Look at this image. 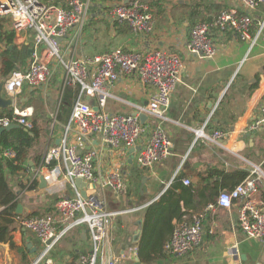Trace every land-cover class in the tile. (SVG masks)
Masks as SVG:
<instances>
[{
    "label": "crops",
    "instance_id": "0c3cea01",
    "mask_svg": "<svg viewBox=\"0 0 264 264\" xmlns=\"http://www.w3.org/2000/svg\"><path fill=\"white\" fill-rule=\"evenodd\" d=\"M147 1L152 14L150 33L137 34L126 23L115 22L104 5L102 8L99 4L89 10L74 52L78 57H91L114 48L138 51L157 48L178 54L183 62L181 79L163 113L162 124L171 141V154L166 159L147 168L137 163L138 152L156 122L154 115L147 116L146 132L132 146L114 147L99 134L78 136L68 132V140L75 143L79 152H95L96 184L101 190L98 196L108 211L118 212L111 219L108 238L101 242L96 264H108L120 254H124L128 264H134L135 256L142 264H264V244L247 239L237 225L238 203L234 202L228 209L215 205L218 192L242 181L254 166L264 172V124L251 128L264 102V4L252 12V45L234 32L215 29L211 32L215 53L202 58L185 49L193 26L211 21L224 7L235 6L242 11L236 0ZM0 31L14 32L8 19L0 18ZM18 40L14 32L13 43L20 48L16 44ZM61 42L65 53L66 40ZM5 45L1 40L0 52ZM27 63L28 58L25 65L16 67L24 69ZM54 69L48 89L24 85L15 96L16 106L32 107L31 120L38 131V140L25 160L22 177L25 180L38 171L37 186L21 188L19 180L10 177L18 203L23 207L19 214L22 217L36 211L52 212L59 197H71L76 192L62 173L53 175L45 187L39 185V175H46L49 170L42 163L44 154L64 137L69 120L59 121L55 116L51 96L54 88L63 86V80L59 74L61 68ZM104 91L102 104L97 95L83 99L99 110L132 114L137 112V106L147 102L155 89L130 74L106 85ZM214 131L223 133L219 143L210 139ZM114 169L121 171L124 178L119 192L100 186ZM184 178L189 180L188 184L182 182ZM163 196H166L161 201L163 205L178 198L180 210L189 218L191 214H203L202 240L186 254L164 251L161 256L144 260L131 248L138 247L143 240L145 221H149L151 231L155 228L157 207L153 206ZM254 199L259 207H264V178L257 181ZM208 204H214L213 208L207 209ZM171 223H176L175 217ZM12 227L13 245L0 242V264H41L35 261L42 251L36 234L18 227V220ZM151 239L144 238L146 247L151 245ZM232 246L238 259L227 253ZM91 248L87 225L79 223L62 236L49 254L57 262L70 264Z\"/></svg>",
    "mask_w": 264,
    "mask_h": 264
},
{
    "label": "built area",
    "instance_id": "2783aa9c",
    "mask_svg": "<svg viewBox=\"0 0 264 264\" xmlns=\"http://www.w3.org/2000/svg\"><path fill=\"white\" fill-rule=\"evenodd\" d=\"M236 2L242 11L235 6L224 7L211 21L198 22L193 26L185 46L189 54L202 58L212 57L216 49L211 32L215 29L234 32L240 39L253 44L250 34L252 12L264 4V0ZM91 5L93 4L90 0H67L65 4L57 5L45 3L43 0H0V18L8 19L12 30L18 34L19 40L16 44L19 47L26 45L30 49L26 68H14L4 78V94L15 100L16 94L24 85L48 89L55 66L61 68L59 74L63 86L80 87L64 137L50 147L42 159V163L47 167L54 163L49 167L48 174L44 175L47 182L53 175L62 173L63 178L70 181L76 192L71 197H59L52 212L27 215L18 219V227L33 231L40 240L42 251L35 261H41V264H66L57 262L49 253L62 236L79 223L87 225L92 248L89 252L80 253L70 264H96L101 242L108 238L111 219L118 213L108 211L98 196L101 190L96 184L97 176L93 163L95 152H79L75 143L68 140V132L78 136L99 134L105 142L114 147L132 146L146 132V124L140 121L138 114L109 113L94 109L84 101V96L97 95L102 104L105 99V86L130 74L136 75L142 84L153 86L155 91L147 102L137 106L138 113L156 117V122L138 152L137 163L140 167L147 168L171 154V141L162 120L163 113L169 107L171 93L181 79V58L174 52L157 48L146 51L114 48L91 57L76 56L74 52L77 40L86 24ZM105 6L114 21L127 22L133 32L142 35L151 32L152 14L146 0L111 1ZM101 7L104 8L102 5ZM61 39L66 40V54ZM32 114L31 106L14 104L10 114L0 115V126L14 123L31 130L34 126ZM263 124L264 102L251 128L255 129ZM222 134L221 131H214L210 139L219 143ZM4 155L13 157L14 152L5 150ZM33 176L37 178L38 171ZM75 178L86 182L85 197L80 195L74 183ZM261 178H264V172L254 166L234 187L221 190L215 205L228 209L234 202L238 203L237 225L247 239L264 244V207H259L254 199L257 181ZM182 182L188 184L189 180L184 178ZM123 183V174L114 169L108 173L100 186L119 192ZM213 206L214 204H208L207 209ZM202 217L203 214L195 213L188 222L177 223L169 241L164 245L165 249L183 255L197 247L202 240ZM136 249V246L131 248L133 253H136ZM227 253L232 259H238L235 246L229 247ZM108 264L128 263L124 254H120L108 261Z\"/></svg>",
    "mask_w": 264,
    "mask_h": 264
},
{
    "label": "trees",
    "instance_id": "16d2710c",
    "mask_svg": "<svg viewBox=\"0 0 264 264\" xmlns=\"http://www.w3.org/2000/svg\"><path fill=\"white\" fill-rule=\"evenodd\" d=\"M45 3L57 5L59 3H66L65 0H43ZM92 4L98 6L99 4L105 5L111 1H125V0H90ZM158 2L159 0H154ZM107 7L105 6V9ZM149 7V12L150 11ZM118 22V21H115ZM127 27L130 26L127 22ZM131 30V29H130ZM14 32L0 31V41H5V47L1 50L3 74L13 70L17 65H25L28 54V46H22L18 48L13 43ZM8 74V73H7ZM6 74V75H7ZM80 87L79 85L74 88L65 86L61 101L54 108L56 119L59 121H66L70 117L72 107L78 97ZM55 106V102L53 103ZM11 113V108L1 109L0 115H6ZM38 140V131L35 126L31 130H24L22 127L14 128L8 131L0 132V242H8L10 246L13 245L11 240L10 232L13 229V223L21 218L22 216L15 213L16 205L18 203L16 192L13 188L12 178L14 177L19 180L21 188L27 186L29 189H33L37 186L38 181L34 178L31 181V176H28L25 180L22 179L24 176L25 160L29 156L32 147ZM5 150H12L14 152L13 157L4 155ZM53 163L49 165L51 167ZM9 174V175H8ZM238 184V183H237ZM236 185V184H235ZM234 185V186H235ZM233 186V187H234ZM232 188V187H231ZM230 189V188H229ZM219 194V192H218ZM166 199L163 196L160 199V203L154 205L157 207L155 212L154 224L155 228L151 231L148 222L144 223V234L143 240L140 242L136 249V253L141 259L149 260L156 256H161L164 251V245L169 241L173 230L177 223L189 221L190 218L186 212H182L179 207V199L176 198L175 202L163 205L162 200ZM29 215H40L39 212H34ZM192 215V214H191ZM190 215V217H191ZM186 216V217H185ZM176 218V223H171V218ZM188 217V218H187ZM120 221H118L119 223ZM145 240L151 239L152 243L149 247L144 244ZM155 245V246H153Z\"/></svg>",
    "mask_w": 264,
    "mask_h": 264
},
{
    "label": "water",
    "instance_id": "95a60500",
    "mask_svg": "<svg viewBox=\"0 0 264 264\" xmlns=\"http://www.w3.org/2000/svg\"><path fill=\"white\" fill-rule=\"evenodd\" d=\"M95 6H96L95 4L91 5L90 9H92ZM29 53H30V49H28V54ZM16 69H17V67H16ZM3 83H4V78L0 79V110L1 109H6V108H11L14 105V101H15L13 98L8 97L7 95L4 94V92H3ZM94 109H96V108H94ZM132 114H138V117H139V119H140V121L142 123H144L146 121L147 115L145 113H143V112H139V113L138 112H134ZM19 127L20 126L18 124H14V123L9 124L7 126H0V132L8 131V130H11V129H14V128H19ZM24 130H26V129H24ZM26 131H28V130H26ZM46 182L47 181H46L44 175L40 174L39 175V183H40L39 185H40V187H45L46 186ZM74 183H75L76 187L80 189V195L82 197H85L86 196L85 188L87 186L86 182L83 179H81V178H75L74 179ZM22 208L23 207L21 206V204L17 203L16 209H15V213L16 214H21L22 213ZM134 260H135L134 264H142L140 261H138L137 256L134 257Z\"/></svg>",
    "mask_w": 264,
    "mask_h": 264
},
{
    "label": "rangeland",
    "instance_id": "374dc122",
    "mask_svg": "<svg viewBox=\"0 0 264 264\" xmlns=\"http://www.w3.org/2000/svg\"><path fill=\"white\" fill-rule=\"evenodd\" d=\"M67 0H65V2H66ZM147 1V0H146ZM148 2V1H147ZM59 4H65V3H59ZM148 5H149V3H148ZM0 57H1V60H2V56L0 55ZM12 71V70H11ZM10 71V72H11ZM10 72H7L8 74L10 73ZM6 73V74H7ZM6 74L4 75L3 74V66H2V62H0V79H2V78H5V76H6ZM64 88H65V86H62V87H59V88H54V94L51 96L53 99H54V102H55V106H53V107H55L56 108V106H57V104L61 101V99H62V95H63V92H64ZM54 96H56V98H54ZM33 175H31V177H32ZM31 179H34L33 177L31 178ZM25 187H27V186H25Z\"/></svg>",
    "mask_w": 264,
    "mask_h": 264
}]
</instances>
